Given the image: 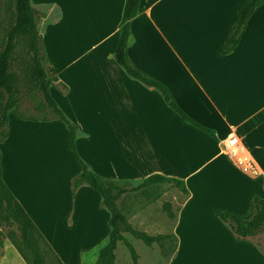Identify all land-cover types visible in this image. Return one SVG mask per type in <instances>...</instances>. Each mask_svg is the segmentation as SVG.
I'll return each instance as SVG.
<instances>
[{
	"label": "crops",
	"instance_id": "obj_1",
	"mask_svg": "<svg viewBox=\"0 0 264 264\" xmlns=\"http://www.w3.org/2000/svg\"><path fill=\"white\" fill-rule=\"evenodd\" d=\"M243 1L141 0L132 24V62L163 82L213 137L182 121L157 91L116 63L126 0H32L46 11L45 69L68 87L51 93L80 129L84 161L112 180L162 175L185 183L189 195L167 264H264L262 248L237 240L215 214L245 217L251 199L264 198V4L239 47L220 55ZM44 125L2 153L3 180L63 264H96L110 234L109 212L91 187L73 194L80 166L67 148L68 131L57 146L51 124ZM233 135L247 147L258 177L224 153Z\"/></svg>",
	"mask_w": 264,
	"mask_h": 264
},
{
	"label": "trees",
	"instance_id": "obj_2",
	"mask_svg": "<svg viewBox=\"0 0 264 264\" xmlns=\"http://www.w3.org/2000/svg\"><path fill=\"white\" fill-rule=\"evenodd\" d=\"M9 2L12 6L13 22L8 30L6 41L0 50V98H7L0 112V145L7 137L4 128L8 124V112L17 105L18 96L21 94L23 86L28 87L33 92H42L53 119L65 125L68 131L67 148L73 160L80 166L79 175L74 177L72 181L73 194L83 186L91 187L102 198V205L111 215L108 225L112 230L108 243L99 251L97 264H114V249L119 240L123 241L118 230V224L119 222H125L124 215L117 202L122 195L128 192L125 186L130 185L131 182L104 178L92 170L81 157L77 146L80 129L63 112L51 93L52 87H59L63 93L68 91V87L60 82L58 77H50L45 69L46 56L44 51L48 53V56L49 52L44 42V36L38 28V21L41 18L40 12L33 5L32 0H9ZM263 4L264 0H244L238 6L236 21L220 50L221 56L230 55L239 47L250 18ZM140 5L141 0H126L125 2L118 44L114 55L116 63L131 79L157 91L166 105L182 121L216 137L213 130L200 125L180 108L174 94L163 82L142 71L130 59L128 50L132 42V24L133 20L139 15ZM20 48L23 49L22 53H19ZM31 120L37 121L35 119ZM50 120L46 119L44 121ZM1 159L2 151L0 148V202L5 204L9 217L20 227L22 241L16 242L20 252L29 264H48L47 259H49L50 253L55 264H63L20 201L3 180ZM170 184L182 187L184 193L187 196L189 195L183 181L162 175L148 177L141 182L139 187L145 188L143 193L152 199L153 196L149 195L153 193V190ZM149 189L150 191H148ZM215 214L230 229L237 240H249L264 231V198L253 197L250 202V213L245 217L220 211ZM142 237L148 246L159 239V237L146 235ZM176 241L178 243L177 238ZM125 245L131 253L134 264H138V256L132 245L127 241H125ZM26 252L33 256V260L29 258Z\"/></svg>",
	"mask_w": 264,
	"mask_h": 264
},
{
	"label": "rangeland",
	"instance_id": "obj_3",
	"mask_svg": "<svg viewBox=\"0 0 264 264\" xmlns=\"http://www.w3.org/2000/svg\"><path fill=\"white\" fill-rule=\"evenodd\" d=\"M37 10L40 12L41 18L46 15L44 9ZM41 18L38 21L40 32L43 29ZM12 22V6L9 0H0V50L6 41ZM22 52L23 49L20 48L19 53ZM44 55L47 60L48 53L46 51H44ZM18 98L17 105L8 112V124L4 128L7 137L0 145L2 153L9 151L11 147L28 136L34 129L44 128V124H51L49 128L53 130V137L58 141L57 146L62 139L65 141L66 136L64 134H66L67 129L62 122L53 119L42 92H33L28 87L23 86ZM6 101V97L0 98V112ZM31 119L37 121L34 122ZM46 119L51 120L45 122ZM140 184L141 182H131L130 185H126L125 188L128 189V192L122 195L117 202L125 222L118 224V230L123 241L119 240L114 249V264H134L125 241L130 243L136 251L138 264H167L177 246L172 230L180 207L187 195L182 187L170 184L153 190V193L149 195L153 196L151 199L143 193L145 188H140ZM111 230L112 228H110V232ZM145 235L159 237V239L148 246L142 237ZM252 240L264 251V231ZM17 241H22L20 227L9 217L5 204L0 202V264H29L20 252L16 244ZM107 243L108 240L101 248ZM26 253L33 260V256L29 252ZM52 258L50 253L49 259H47L48 264H55Z\"/></svg>",
	"mask_w": 264,
	"mask_h": 264
},
{
	"label": "built area",
	"instance_id": "obj_4",
	"mask_svg": "<svg viewBox=\"0 0 264 264\" xmlns=\"http://www.w3.org/2000/svg\"><path fill=\"white\" fill-rule=\"evenodd\" d=\"M224 153L229 156L241 172L258 177L261 172L255 161L252 159L247 147L236 135L228 138L224 143Z\"/></svg>",
	"mask_w": 264,
	"mask_h": 264
}]
</instances>
